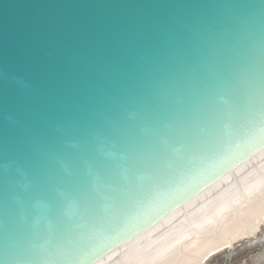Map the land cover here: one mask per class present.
<instances>
[{
  "label": "water",
  "instance_id": "95a60500",
  "mask_svg": "<svg viewBox=\"0 0 264 264\" xmlns=\"http://www.w3.org/2000/svg\"><path fill=\"white\" fill-rule=\"evenodd\" d=\"M264 222V0H0V264H199Z\"/></svg>",
  "mask_w": 264,
  "mask_h": 264
},
{
  "label": "rangeland",
  "instance_id": "374dc122",
  "mask_svg": "<svg viewBox=\"0 0 264 264\" xmlns=\"http://www.w3.org/2000/svg\"><path fill=\"white\" fill-rule=\"evenodd\" d=\"M202 264H264V223L254 235L214 253Z\"/></svg>",
  "mask_w": 264,
  "mask_h": 264
},
{
  "label": "bare ground",
  "instance_id": "6f19581e",
  "mask_svg": "<svg viewBox=\"0 0 264 264\" xmlns=\"http://www.w3.org/2000/svg\"><path fill=\"white\" fill-rule=\"evenodd\" d=\"M264 223V222H263ZM262 223V224H263ZM261 224V225H262ZM260 225V226H261ZM260 226L257 228V230L253 233V234H251V235H254L257 231H258V229L260 228ZM250 235V236H251ZM249 237V236H248ZM245 238H247V237H245ZM242 239H244V238H242ZM239 240H241V239H239ZM239 240H237V241H239ZM237 241H235V242H233V243H231V244H228V245H226V246H224V247H222V248H219V249H217V250H215V251H213L205 260H207L211 255H213L214 253H217V252H220V251H222V250H225V249H228V248H230L234 243H236ZM205 260H203L202 262H200L199 264H202Z\"/></svg>",
  "mask_w": 264,
  "mask_h": 264
}]
</instances>
